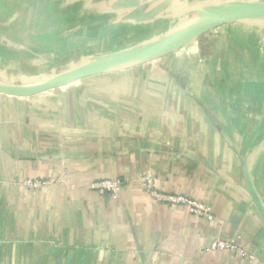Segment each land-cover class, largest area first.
Wrapping results in <instances>:
<instances>
[{"label": "crops", "instance_id": "0c3cea01", "mask_svg": "<svg viewBox=\"0 0 264 264\" xmlns=\"http://www.w3.org/2000/svg\"><path fill=\"white\" fill-rule=\"evenodd\" d=\"M264 0H0V84L27 86ZM264 19L30 98L0 94V264H264ZM162 194L206 202L214 220ZM27 180L47 182L39 189ZM120 180L116 199L90 189ZM215 240L254 257L210 252Z\"/></svg>", "mask_w": 264, "mask_h": 264}, {"label": "water", "instance_id": "95a60500", "mask_svg": "<svg viewBox=\"0 0 264 264\" xmlns=\"http://www.w3.org/2000/svg\"><path fill=\"white\" fill-rule=\"evenodd\" d=\"M255 19H264V3H227L219 7H209L201 12L198 24L170 38L130 51L100 56L82 67L30 86L0 84V94L18 98L34 97L108 70L130 66L147 58L156 57L172 49L182 47L191 39L224 24ZM245 174L252 202L264 225V204L254 187L248 166L245 167Z\"/></svg>", "mask_w": 264, "mask_h": 264}, {"label": "built area", "instance_id": "2783aa9c", "mask_svg": "<svg viewBox=\"0 0 264 264\" xmlns=\"http://www.w3.org/2000/svg\"><path fill=\"white\" fill-rule=\"evenodd\" d=\"M142 186L147 191L150 197L154 200L170 205V206H185L189 212L199 219L214 220L212 209L210 206L200 200L191 199L181 195H171L159 193L155 187L153 180L150 177H145L141 180ZM47 182L27 180L25 185L31 189H39L46 185ZM123 186V182L120 180H98L91 184L90 189L97 192L100 195H110L113 199H116ZM210 252L228 251L236 254L237 256L248 259L250 262L254 261V257L248 255L245 251L238 248L235 244L229 243L223 240H215L208 247Z\"/></svg>", "mask_w": 264, "mask_h": 264}, {"label": "rangeland", "instance_id": "374dc122", "mask_svg": "<svg viewBox=\"0 0 264 264\" xmlns=\"http://www.w3.org/2000/svg\"><path fill=\"white\" fill-rule=\"evenodd\" d=\"M32 84H34V83H32ZM32 84H30V85H32ZM30 85H27V86H30Z\"/></svg>", "mask_w": 264, "mask_h": 264}, {"label": "bare ground", "instance_id": "6f19581e", "mask_svg": "<svg viewBox=\"0 0 264 264\" xmlns=\"http://www.w3.org/2000/svg\"><path fill=\"white\" fill-rule=\"evenodd\" d=\"M1 83V82H0ZM35 84V83H34ZM33 85V84H32Z\"/></svg>", "mask_w": 264, "mask_h": 264}]
</instances>
